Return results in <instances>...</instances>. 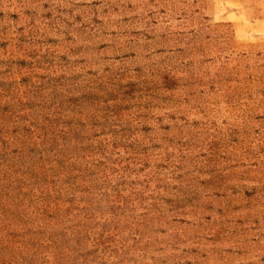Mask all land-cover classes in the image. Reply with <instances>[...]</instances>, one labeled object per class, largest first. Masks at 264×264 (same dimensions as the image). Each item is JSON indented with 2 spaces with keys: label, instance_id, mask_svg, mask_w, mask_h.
Masks as SVG:
<instances>
[{
  "label": "rangeland",
  "instance_id": "1",
  "mask_svg": "<svg viewBox=\"0 0 264 264\" xmlns=\"http://www.w3.org/2000/svg\"><path fill=\"white\" fill-rule=\"evenodd\" d=\"M0 264H264V0H0Z\"/></svg>",
  "mask_w": 264,
  "mask_h": 264
}]
</instances>
